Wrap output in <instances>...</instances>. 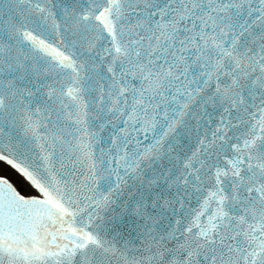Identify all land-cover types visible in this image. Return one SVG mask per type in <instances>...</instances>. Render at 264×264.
I'll use <instances>...</instances> for the list:
<instances>
[{
    "label": "snow or ice",
    "instance_id": "obj_1",
    "mask_svg": "<svg viewBox=\"0 0 264 264\" xmlns=\"http://www.w3.org/2000/svg\"><path fill=\"white\" fill-rule=\"evenodd\" d=\"M0 161V264H264V0H0Z\"/></svg>",
    "mask_w": 264,
    "mask_h": 264
},
{
    "label": "water",
    "instance_id": "obj_2",
    "mask_svg": "<svg viewBox=\"0 0 264 264\" xmlns=\"http://www.w3.org/2000/svg\"><path fill=\"white\" fill-rule=\"evenodd\" d=\"M4 167L0 165V169H3ZM11 175V174H10ZM14 179V176L12 177Z\"/></svg>",
    "mask_w": 264,
    "mask_h": 264
},
{
    "label": "rangeland",
    "instance_id": "obj_3",
    "mask_svg": "<svg viewBox=\"0 0 264 264\" xmlns=\"http://www.w3.org/2000/svg\"><path fill=\"white\" fill-rule=\"evenodd\" d=\"M0 165H1V166H3L4 168L6 167V166H4V165H3V164H1V163H0Z\"/></svg>",
    "mask_w": 264,
    "mask_h": 264
},
{
    "label": "bare ground",
    "instance_id": "obj_4",
    "mask_svg": "<svg viewBox=\"0 0 264 264\" xmlns=\"http://www.w3.org/2000/svg\"><path fill=\"white\" fill-rule=\"evenodd\" d=\"M1 164H3L2 162H0ZM4 165V164H3ZM5 166V165H4Z\"/></svg>",
    "mask_w": 264,
    "mask_h": 264
}]
</instances>
